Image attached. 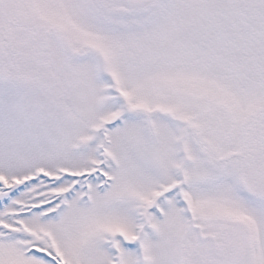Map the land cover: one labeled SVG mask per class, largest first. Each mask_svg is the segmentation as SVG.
<instances>
[{
	"label": "snow or ice",
	"instance_id": "snow-or-ice-1",
	"mask_svg": "<svg viewBox=\"0 0 264 264\" xmlns=\"http://www.w3.org/2000/svg\"><path fill=\"white\" fill-rule=\"evenodd\" d=\"M0 264H264V0H0Z\"/></svg>",
	"mask_w": 264,
	"mask_h": 264
}]
</instances>
